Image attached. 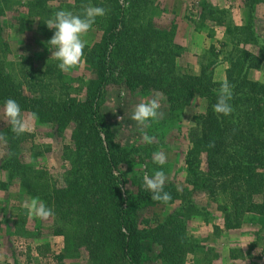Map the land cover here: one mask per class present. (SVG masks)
Wrapping results in <instances>:
<instances>
[{
    "label": "trees",
    "instance_id": "obj_1",
    "mask_svg": "<svg viewBox=\"0 0 264 264\" xmlns=\"http://www.w3.org/2000/svg\"><path fill=\"white\" fill-rule=\"evenodd\" d=\"M10 1L0 0V109L3 111L4 101L12 98L22 113H36L37 123L49 126L56 135L64 134L70 125L72 130L63 153L68 166L61 183L44 185L40 183L44 172L21 160L20 146L26 133L17 137L4 118L0 133L7 138V144L2 142L5 155L0 169L8 172L10 179H16L27 194L53 210L50 234L63 238L62 252L53 257L57 264L81 253L86 254L85 264H147L145 244L157 247L156 257L161 264H185L186 254L194 253L195 245L186 236L180 219L189 216L190 208L185 206L180 214L154 225L140 220L137 211L184 200L192 191L221 201L219 210L227 230L238 229L244 213L264 217V84L248 79L249 70L261 65L262 52L260 58L238 49L230 59L226 80L232 86L233 112L227 117L218 116L213 111L223 83L213 79L218 50L209 47L196 75L179 67L176 60L183 48L174 42L176 26H161L142 18L151 0H72L64 6L53 5L55 0H27L23 6L27 15L38 19L46 48L51 47L47 43L53 30L45 22L55 12L81 14L83 7L91 4L107 9V14L97 18L92 27L100 33V39L84 49L82 62L91 77L80 81L79 86L61 73L55 58H48L42 71H35L31 65L25 68L27 59L23 58L19 76L6 68L3 58L8 44L3 39L1 17ZM240 1L246 11L245 26L239 29L243 43L264 45V39L254 29L255 7L264 5V0ZM199 8L200 21L209 18L220 22L224 16L207 0H199ZM115 82L122 83L131 94H161L167 105L168 123L173 125L180 124L192 100L206 102L204 112L195 116V126L188 134L190 146L184 156L186 187L181 192L174 183L165 184L164 191L172 197L167 204L151 199V193L142 187V177L135 190L124 192L129 171L121 165L126 152L115 143L100 112L106 88ZM24 87L29 89V95ZM82 94L84 98L78 97ZM255 196L260 197L259 202L253 201ZM191 208L196 213L209 214L197 205ZM26 212L27 209L21 211L23 220ZM141 223L145 226L141 227ZM229 252L231 259L242 256L238 250Z\"/></svg>",
    "mask_w": 264,
    "mask_h": 264
},
{
    "label": "rangeland",
    "instance_id": "obj_2",
    "mask_svg": "<svg viewBox=\"0 0 264 264\" xmlns=\"http://www.w3.org/2000/svg\"><path fill=\"white\" fill-rule=\"evenodd\" d=\"M151 1L152 4L148 5L142 14L144 21L152 19L161 26L174 24L175 18L171 11L167 9L168 12L165 11L160 0ZM26 2L27 0H11L10 4L5 6L1 17L3 39L8 44V51L3 55L4 63L8 70L19 76L23 71L19 66L23 58L27 59L25 68L31 65L35 71H42L46 60L54 58L51 55L55 51L52 47H45L38 19L27 15L23 6ZM68 3H72V0H55L53 5L64 6ZM124 7H127L126 2ZM211 20L206 18L200 21L197 15V23L206 24ZM84 39L86 45L91 46L100 39V33L92 28ZM255 47L261 49L264 57V45L255 44ZM177 65L179 66L178 63ZM61 73L74 79L75 87L79 86L80 81L83 82L91 77V73L82 61L77 68L68 73ZM24 91L27 95L30 94L27 87H24ZM155 94L159 93L147 97L137 93L131 94L122 83L115 82L106 88L103 95L100 112L114 134L115 143L126 152L123 154L124 162L121 165L123 170L129 171L123 186L126 194L131 193L140 184V177L143 178L145 174L151 176L156 170L165 172L167 176L165 184L174 183L181 192L186 187L184 156L190 146L188 134L195 126V116L204 112L206 102L198 98L192 100L185 108L188 110L186 115L183 113L180 124L173 125L168 123L167 105L161 95L162 118L152 121L150 127L141 129L130 117L137 104L146 102ZM78 97L84 98V94ZM22 116L27 122L25 132L27 137L20 146L21 160L44 172L41 184L59 185L64 169L68 166L63 153L65 146L70 143L72 125L64 134L56 135L49 126L38 124L32 119L31 114L23 112ZM3 120L4 114L0 109V124ZM145 132L155 138L152 143L143 141ZM3 147L4 144L0 142V160L5 155ZM156 151H163L167 156V161L162 167L153 163L152 154ZM8 174L0 169V264H57L53 257L62 252L63 238L50 234L54 217L45 221L29 217L26 212L25 215L23 214L26 219L23 220L21 211L26 209V202L36 197L27 194L18 181L10 179ZM142 187H145L144 184ZM188 189L191 190V187ZM184 200H177L167 206L138 210V218L146 220L149 225H154L177 212L180 214L185 210V206H188L191 213L180 221L185 226L186 236L195 245V251L186 254L185 264H264L263 216L244 213L241 226L238 229L227 230L223 226L224 215L219 210L220 200H213L201 191H192ZM253 201L259 202L260 197H253ZM192 204L202 210L204 208L209 214L205 215L204 211L194 212L191 208ZM144 226L145 223H141V227ZM230 250H238L242 256L231 259ZM145 253L147 264H161L156 257V246L145 244ZM85 262L86 254L81 253L74 259L64 261V264H85Z\"/></svg>",
    "mask_w": 264,
    "mask_h": 264
},
{
    "label": "clouds",
    "instance_id": "obj_3",
    "mask_svg": "<svg viewBox=\"0 0 264 264\" xmlns=\"http://www.w3.org/2000/svg\"><path fill=\"white\" fill-rule=\"evenodd\" d=\"M106 14L107 9L89 4L83 7L81 14L60 10L45 22L47 28L53 30V36L47 44L55 49L51 57L58 61L57 66L61 72L68 73L80 65L87 44L84 37L92 29L96 19L104 17ZM232 97V86L225 80L219 88L217 101L213 105L214 113L224 117L231 115L233 112L230 103ZM160 109L161 94H155L146 102L137 104L130 118L138 127L146 129L151 126L152 121L162 118L163 113ZM3 114L11 126V131L17 137L26 132L27 122L23 118L21 107L16 100L9 98L4 101ZM31 118H38L37 114L32 113ZM142 139L145 143L150 144L155 138L145 132ZM0 142L7 144V138L3 133H0ZM152 160L154 164L162 167L167 161V156L163 151H156L152 154ZM166 181L167 176L163 170H156L151 176L148 174L143 176L145 189L151 193V199L154 202L167 204L172 199L171 194L164 191ZM25 207L29 217L46 221L54 216L53 210L38 198L26 202Z\"/></svg>",
    "mask_w": 264,
    "mask_h": 264
},
{
    "label": "crops",
    "instance_id": "obj_4",
    "mask_svg": "<svg viewBox=\"0 0 264 264\" xmlns=\"http://www.w3.org/2000/svg\"><path fill=\"white\" fill-rule=\"evenodd\" d=\"M160 2L164 10L171 11L175 18L174 42L183 48L177 63L191 74L199 73L200 63L204 62L210 46H214L219 53V62L213 71V79L216 82L226 80L229 61L238 49H245L260 57L262 51L258 50L255 44L243 43V34L239 29L245 26L246 11L240 0H208L217 9L223 11L224 16L220 22L211 20L206 24L197 23V15L200 12L199 0H160ZM254 29L255 33L264 39V5L259 4L255 7ZM262 59L258 68L249 70L248 79L264 84V58ZM187 110L185 109L184 115Z\"/></svg>",
    "mask_w": 264,
    "mask_h": 264
}]
</instances>
